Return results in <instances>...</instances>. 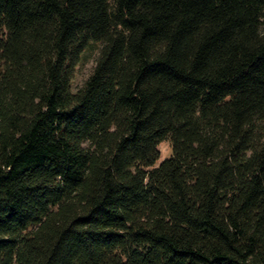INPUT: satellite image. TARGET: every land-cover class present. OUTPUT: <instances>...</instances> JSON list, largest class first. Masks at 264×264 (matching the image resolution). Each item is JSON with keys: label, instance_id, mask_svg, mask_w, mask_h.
<instances>
[{"label": "trees", "instance_id": "16d2710c", "mask_svg": "<svg viewBox=\"0 0 264 264\" xmlns=\"http://www.w3.org/2000/svg\"><path fill=\"white\" fill-rule=\"evenodd\" d=\"M0 264H264V0H0Z\"/></svg>", "mask_w": 264, "mask_h": 264}, {"label": "rangeland", "instance_id": "374dc122", "mask_svg": "<svg viewBox=\"0 0 264 264\" xmlns=\"http://www.w3.org/2000/svg\"><path fill=\"white\" fill-rule=\"evenodd\" d=\"M99 50H100L99 43H95L94 46L89 48L84 53L85 55L81 63L76 67L77 70L73 80L74 88L80 87L93 71L94 69L93 67L95 66L96 59L100 54ZM159 147H160V152H162L161 160L169 158L173 154L172 142L170 138L162 141Z\"/></svg>", "mask_w": 264, "mask_h": 264}]
</instances>
